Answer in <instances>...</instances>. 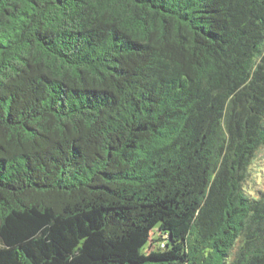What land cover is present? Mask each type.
<instances>
[{"label":"trees","instance_id":"1","mask_svg":"<svg viewBox=\"0 0 264 264\" xmlns=\"http://www.w3.org/2000/svg\"><path fill=\"white\" fill-rule=\"evenodd\" d=\"M263 149L264 0H0V264H264Z\"/></svg>","mask_w":264,"mask_h":264},{"label":"rangeland","instance_id":"2","mask_svg":"<svg viewBox=\"0 0 264 264\" xmlns=\"http://www.w3.org/2000/svg\"><path fill=\"white\" fill-rule=\"evenodd\" d=\"M257 162H258V164L257 165H261L262 167H263V169H264V149L263 150H261V152L258 154V159H257ZM257 167V166H256ZM255 176V175H254ZM255 180H258V182L257 183H253L252 184V186H253V188H258V187H261V188H263L264 187V173L262 172V174H260V175H258V176H255ZM142 238H146L145 237V235L144 236H142ZM133 243H131V245H132ZM131 245H129V246H131ZM129 246L127 245V246H125V247H123L122 248V250H118L117 251V253H118V255H120L121 256V259H135V258H139V257H141V256H145L144 254H148L147 252H148V250L146 249L145 250V252H141V254H140V256H137V257H134L133 256V253H134V251H133V249H137L138 247H139V244H137L136 246H134V247H131V249L129 248ZM147 246H146V244L144 243V245H143V248H142V246H141V251H143V249L144 248H146ZM116 253V254H117Z\"/></svg>","mask_w":264,"mask_h":264}]
</instances>
